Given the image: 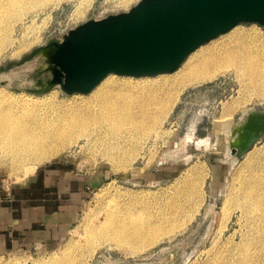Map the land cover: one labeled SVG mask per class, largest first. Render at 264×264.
Returning a JSON list of instances; mask_svg holds the SVG:
<instances>
[{
    "label": "rangeland",
    "instance_id": "obj_1",
    "mask_svg": "<svg viewBox=\"0 0 264 264\" xmlns=\"http://www.w3.org/2000/svg\"><path fill=\"white\" fill-rule=\"evenodd\" d=\"M127 1L90 0L80 7L78 0H63L40 7L21 19L16 15L6 23L11 43L0 56V75L11 77L14 87L0 85V90L28 94L40 104L55 108L54 103L73 98L60 88L48 93L16 91L15 87L31 85L39 78L38 56H26L83 22L128 11L139 0ZM237 26L234 30L240 28L264 40V26ZM163 76L166 75L131 77L147 83ZM244 86L232 69L210 82L188 87L159 125L160 131L133 130L128 145H119V139L111 134L97 135L96 141L81 135L70 149L41 162L26 177L18 175L5 158L0 159V199L41 178L42 188L51 195L47 200L53 201L46 210L62 208L64 218L67 217L63 223L66 231L61 236L33 248L2 253L0 264H34L53 259H61L59 264H210L215 260L220 264L224 245L232 237L239 242L240 230L253 221L244 212L253 207L245 197L255 200L264 193L259 190L264 185V140L230 165L229 134L224 129H214L217 121L233 129L247 110L264 111V95ZM199 140L204 142L200 145ZM60 200L62 204L54 206ZM175 204L179 209L172 233H163L170 227L165 226L160 240L139 250L129 244H117L100 232L89 236L109 214L128 223L133 218L142 223L154 222ZM70 243L72 248H68Z\"/></svg>",
    "mask_w": 264,
    "mask_h": 264
},
{
    "label": "bare ground",
    "instance_id": "obj_2",
    "mask_svg": "<svg viewBox=\"0 0 264 264\" xmlns=\"http://www.w3.org/2000/svg\"><path fill=\"white\" fill-rule=\"evenodd\" d=\"M62 1L0 0V56L11 43L7 22L16 15L21 19L40 7ZM89 1L78 0L76 4L81 7ZM237 27L227 31L229 34L220 41L197 48L175 71L154 76L166 75L161 79L142 83L136 82L131 76L121 75L128 77L122 79L116 74H109L86 94L88 96L82 94L84 96L79 98L81 93L73 94V98L65 102L54 103L56 108L40 104L39 100L28 94L0 90V159L5 158L18 175L26 177L41 162L70 149L81 135L96 141L97 135L111 134L116 140L119 139V145H128L132 141L131 131L144 128L157 131L161 128V123L186 88L210 82L232 69L237 71L247 90L264 95V40L252 32L240 28L234 30ZM249 111L252 110L243 113L236 127ZM214 129H224L229 134L228 158L230 165L234 164L239 160L236 154L231 153L230 145L236 142L234 128L230 129L227 123L217 121ZM197 142L201 145L204 141ZM260 187V191L264 190V185ZM245 201L250 202V206L253 204L252 210L244 209L253 221H250L246 229L240 230L242 239L239 242L236 243L232 237L224 245L223 261L220 264H264V193L258 194L255 200L246 196ZM178 209L179 205L175 204L170 212H161L154 222L147 223L137 222L138 218H133L130 223L127 220L118 221L109 214L89 236L100 232L117 244H129L139 250L156 243L159 234L165 231V226L170 225L163 233H172ZM68 246L73 247L72 243ZM60 260L34 264H55ZM217 261L210 264H218Z\"/></svg>",
    "mask_w": 264,
    "mask_h": 264
},
{
    "label": "water",
    "instance_id": "obj_3",
    "mask_svg": "<svg viewBox=\"0 0 264 264\" xmlns=\"http://www.w3.org/2000/svg\"><path fill=\"white\" fill-rule=\"evenodd\" d=\"M264 26V0H139L128 11L90 19L62 37L36 47V71L52 77L15 87L31 93L60 88L65 94H88L107 75L155 76L175 71L197 48L238 24ZM20 64V63H18ZM0 85L13 79L0 75ZM231 153L238 159L264 140V111H249L234 127Z\"/></svg>",
    "mask_w": 264,
    "mask_h": 264
},
{
    "label": "crops",
    "instance_id": "obj_4",
    "mask_svg": "<svg viewBox=\"0 0 264 264\" xmlns=\"http://www.w3.org/2000/svg\"><path fill=\"white\" fill-rule=\"evenodd\" d=\"M41 181L38 178L29 187L13 189L8 198L0 199V254L33 248L66 231L63 223L67 217L64 218L63 209L46 210L53 206V201L47 200L51 195L42 188ZM54 204L58 206L62 202ZM60 224L62 230L58 232Z\"/></svg>",
    "mask_w": 264,
    "mask_h": 264
},
{
    "label": "flooded vegetation",
    "instance_id": "obj_5",
    "mask_svg": "<svg viewBox=\"0 0 264 264\" xmlns=\"http://www.w3.org/2000/svg\"><path fill=\"white\" fill-rule=\"evenodd\" d=\"M37 72H38V71H37ZM38 75H39V78H37V80H36V85L34 86L35 89H40V88H42V85L38 83L39 80L42 82L43 85H46V81L49 80V79L52 77V75H51L50 72H47V73L42 74V75H40V74L38 73Z\"/></svg>",
    "mask_w": 264,
    "mask_h": 264
}]
</instances>
